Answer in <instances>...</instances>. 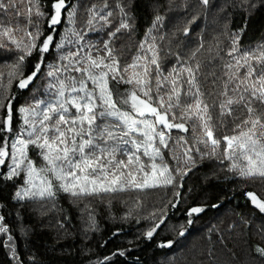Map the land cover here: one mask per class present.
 Instances as JSON below:
<instances>
[{
    "label": "snow or ice",
    "instance_id": "6c2138e0",
    "mask_svg": "<svg viewBox=\"0 0 264 264\" xmlns=\"http://www.w3.org/2000/svg\"><path fill=\"white\" fill-rule=\"evenodd\" d=\"M201 3L208 5L209 0ZM117 7L122 18L107 32L101 46L85 40L87 33L74 26L68 29L63 43L54 40L63 12L66 11L68 23L75 24L76 8H69L66 0L51 3L47 35L31 19L33 14L46 15L40 10L39 0H28L25 24H5L0 20V49L16 53L14 61L4 60L11 69L8 82L18 80L16 87L21 92L31 91L30 85L45 66V54L53 49L60 52L59 63L46 73L48 84L42 98L14 109L16 96L0 93L7 100H0V181L23 185L14 194L19 201L51 200L61 191L79 198L127 187L167 186L178 183L176 176L191 171L196 163L194 152L201 158L207 155L221 163L228 161L229 169L243 177L264 179V45L249 52H239L235 46L229 51L235 67L243 68L244 75H229L220 93L223 99L213 107L219 108L221 120L232 117L238 108L246 110L247 115L235 124L232 135L217 137L209 104L197 81L198 64L193 68L184 63L165 73L151 30L139 43L131 62L121 64L114 41L118 33L131 32L134 25L125 10L127 5ZM105 8L107 0L102 8L89 9L88 31L97 30V23L101 30L111 28L113 13ZM9 13L17 17L22 14L17 0H0V15ZM159 20L157 16L156 21ZM183 31L187 35L189 29L185 27ZM236 43L234 39L233 44ZM66 47L67 51H60ZM34 53L33 71L24 75L22 66ZM233 67L227 65L229 70ZM230 83L234 84L231 89ZM119 85L130 87L121 92ZM229 90L236 95L230 96ZM18 120L22 123L14 131ZM189 122L194 131L200 129V137L191 145L180 135L173 141L174 130L189 132ZM201 144L206 151L201 150ZM165 151H171L176 161L174 169L165 160ZM245 196L264 213V201L252 192ZM203 211V207L193 206L187 215L192 217ZM192 222L188 220L189 224ZM163 224L162 218L147 232V238L152 239ZM7 231L0 225V233ZM172 243L162 242L159 246L171 247ZM258 252L264 256V249Z\"/></svg>",
    "mask_w": 264,
    "mask_h": 264
},
{
    "label": "trees",
    "instance_id": "16d2710c",
    "mask_svg": "<svg viewBox=\"0 0 264 264\" xmlns=\"http://www.w3.org/2000/svg\"><path fill=\"white\" fill-rule=\"evenodd\" d=\"M52 2L39 0L40 10L46 15L31 17L44 35L50 32L47 14ZM17 3L22 14L0 15L5 24L26 23L28 0ZM66 3L69 8H76L75 24L68 23L66 11L62 13V25L54 33L57 43H63L68 29L74 26L87 33L85 40L101 46L107 32L122 18L117 4L127 5L125 10L134 27L131 32L122 30L114 41L122 65L131 62L139 43L151 30L165 73L184 63L193 68L199 65L196 77L209 104L217 137L232 135L235 124L247 115L246 110L238 108L232 117L221 120L220 110L213 104L223 99L220 93L229 75H244L243 68L235 67L229 51L235 46L239 52H249L264 45V0H209L208 5L201 0H107L105 11L113 13L111 28L101 30L97 23L94 31L87 29L89 9L102 8L105 0ZM185 27L189 29L187 35ZM60 51H67V47ZM59 54L55 49L45 54V66L30 85L31 91L21 92L16 87L18 80L9 84L11 69L4 63L5 59L14 61L16 53L0 49V93L16 96L14 109L44 96L46 73L59 63ZM35 63L34 53L22 66L24 75L33 71ZM228 64L234 67L229 70ZM233 86L230 83L229 89ZM128 87L119 85L121 92ZM228 94L236 95L231 90ZM0 100L7 103L2 95ZM20 123H14V131ZM177 135L184 136L191 145L200 137V129L194 131L189 122V132L174 130L173 141ZM199 147L206 151L202 144ZM193 155L195 165L187 175L175 177L178 183L145 189L127 187L79 198L58 192L51 200L19 201L14 194L23 185L0 181V225L8 229L7 233H0V264H264V256L258 252L264 249V213L245 196L252 192L264 201V179L243 177L229 169L228 161L221 163L207 155L201 158L195 152ZM164 157L174 169L176 161L171 151H165ZM180 167H184L182 162ZM193 206L203 207L204 211L189 217L187 210ZM162 218L164 224L148 239L147 232ZM188 220L193 222L189 224ZM181 231L183 236L179 235ZM167 241L173 242L171 247L159 246Z\"/></svg>",
    "mask_w": 264,
    "mask_h": 264
},
{
    "label": "rangeland",
    "instance_id": "374dc122",
    "mask_svg": "<svg viewBox=\"0 0 264 264\" xmlns=\"http://www.w3.org/2000/svg\"><path fill=\"white\" fill-rule=\"evenodd\" d=\"M123 191V190H122ZM62 192V191H61ZM61 192H59V193H61ZM64 193V192H63ZM26 200H29V199H25V200H23V201H26ZM36 200V199H35Z\"/></svg>",
    "mask_w": 264,
    "mask_h": 264
}]
</instances>
